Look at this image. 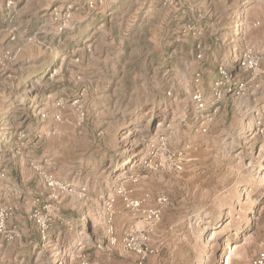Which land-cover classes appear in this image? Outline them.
I'll return each instance as SVG.
<instances>
[{"label":"rangeland","instance_id":"374dc122","mask_svg":"<svg viewBox=\"0 0 264 264\" xmlns=\"http://www.w3.org/2000/svg\"><path fill=\"white\" fill-rule=\"evenodd\" d=\"M262 251L264 0H0V264Z\"/></svg>","mask_w":264,"mask_h":264},{"label":"built area","instance_id":"2783aa9c","mask_svg":"<svg viewBox=\"0 0 264 264\" xmlns=\"http://www.w3.org/2000/svg\"><path fill=\"white\" fill-rule=\"evenodd\" d=\"M243 66H247L245 62L243 63ZM3 222L4 221H1V225H3ZM140 253H142V252H140ZM146 254H147L146 252H143V255H146ZM140 264H146L144 258L142 259ZM252 264H264V251H262L260 253V255L253 261Z\"/></svg>","mask_w":264,"mask_h":264}]
</instances>
